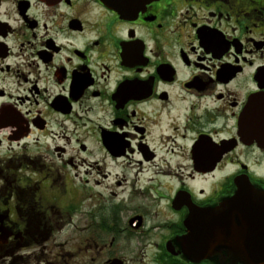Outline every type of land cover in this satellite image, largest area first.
<instances>
[{
    "label": "flooded vegetation",
    "instance_id": "af4514ba",
    "mask_svg": "<svg viewBox=\"0 0 264 264\" xmlns=\"http://www.w3.org/2000/svg\"><path fill=\"white\" fill-rule=\"evenodd\" d=\"M120 4L0 0V264H249L181 240L264 191V0Z\"/></svg>",
    "mask_w": 264,
    "mask_h": 264
},
{
    "label": "water",
    "instance_id": "95a60500",
    "mask_svg": "<svg viewBox=\"0 0 264 264\" xmlns=\"http://www.w3.org/2000/svg\"><path fill=\"white\" fill-rule=\"evenodd\" d=\"M111 1L115 2L117 6H121V0ZM236 182L237 190L228 200L220 203L218 207L203 208L202 210L197 211V214H192V217L196 218L199 221V224H201L200 222H205V220H207L208 228L206 231L203 230L202 232H191L188 236L182 238L181 243L185 254L193 249L190 242L194 239L198 242H204L207 240V246L205 244L200 247L203 252L207 251L208 254H211L214 251L225 247L216 246V244H211L210 241L215 243L223 241L233 243L234 236L237 234L244 235L246 233L242 230L239 232L234 231L232 227L236 225H251V223L259 227H264L263 213L248 212L253 203L262 200V198L255 195H262L264 194V191L255 190L246 178ZM244 203H247V209L241 207ZM255 233L264 234V229H256ZM259 244L253 243L248 247H237L236 245L233 246L231 244L229 245V249L233 252L245 251L247 254L244 255V259L245 261H248L249 264H264V240L259 242Z\"/></svg>",
    "mask_w": 264,
    "mask_h": 264
}]
</instances>
